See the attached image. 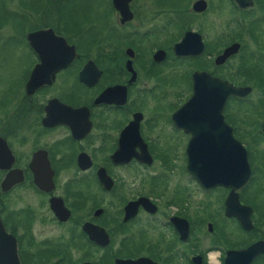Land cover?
Listing matches in <instances>:
<instances>
[{"label":"flooded vegetation","instance_id":"af4514ba","mask_svg":"<svg viewBox=\"0 0 264 264\" xmlns=\"http://www.w3.org/2000/svg\"><path fill=\"white\" fill-rule=\"evenodd\" d=\"M96 4L79 21L78 0H0V221L19 264H223L264 249V0H130L129 19ZM210 12L221 25L207 36ZM186 34L199 52L176 55ZM194 73L248 89L226 97L225 129L201 121L202 139L245 150L250 177L234 193L248 229L224 215L229 187L186 171L176 112ZM196 192L212 197L192 203Z\"/></svg>","mask_w":264,"mask_h":264},{"label":"water","instance_id":"95a60500","mask_svg":"<svg viewBox=\"0 0 264 264\" xmlns=\"http://www.w3.org/2000/svg\"><path fill=\"white\" fill-rule=\"evenodd\" d=\"M130 0H112L114 9L122 18L129 19L127 3ZM203 6V5H202ZM190 34H186L181 42L174 47L176 55L196 54L199 46H195V51L191 50L189 44ZM188 42V43H187ZM185 47V48H184ZM231 53L230 48L216 59L222 61ZM192 95L191 98L176 112V118L182 121L183 118H190V124L180 121L177 126L191 134L186 149L187 173L204 188H211L217 185L230 188V193L225 200L224 215L235 217L243 229L249 228V208L239 204L235 190L246 184L250 177V168L246 160V153L243 147L236 141H230L227 134L219 139H202L208 130L201 122L202 119L217 120L225 129L221 122L220 112L222 105L229 95L243 96L247 93V88H233L225 82L211 78L204 73H194L192 75ZM202 110L208 112V116H202ZM211 114V115H210ZM214 115V117H212ZM208 126V124H207ZM210 126V125H209ZM215 125H213L214 127ZM259 243L242 250L229 251L226 253L223 264H249L258 253L263 252ZM0 264H19L16 256V247L13 237L4 231L0 221Z\"/></svg>","mask_w":264,"mask_h":264},{"label":"rangeland","instance_id":"374dc122","mask_svg":"<svg viewBox=\"0 0 264 264\" xmlns=\"http://www.w3.org/2000/svg\"><path fill=\"white\" fill-rule=\"evenodd\" d=\"M78 4H79V8H78V12H77V16H78V20L79 21H82V18H85V16L84 15H86V12L87 11H89L90 13H91V15L93 16H97L96 15V0H78ZM214 13L213 12H210L209 14H208V18L206 19V23H205V29H204V31L206 32V35L207 36H211L212 35V32L213 31H217V30H219L220 29V25H221V23H217L216 22V18L215 17H213L212 15H213ZM1 70V69H0ZM6 76H5V74L4 75H2V73H0V86L1 85H3L4 84V82L6 81ZM253 176H254V178L255 177H262L263 176V178H264V166H260V165H254L253 166ZM174 178H176V175H175V177ZM254 191V189L253 188H251V186H250V189H248V191H247V196L246 197H251L252 196V193H254L253 192ZM194 194H196L195 195V197L194 198H192V203H196V202H200V201H202V199H204V198H208V197H212L211 195H208V196H205V195H199L197 192L196 193H194ZM209 207V210H211L212 212H214L215 213V211H217V207H216V205L215 204H210V205H208ZM207 208V209H208ZM201 211V210H200ZM200 211H197V207L195 208V204H194V208H192V218L195 216H200L201 218H202V216H204L205 215V212L206 211H202V212H200ZM224 227H226L227 228V230H229L230 229V226H226V225H224ZM202 230L204 231V229L202 228ZM203 232L201 231V237H202V239L205 241H207V240H210L211 239V236H209V235H211V234H205V235H203L202 234ZM213 234V233H212ZM231 242H234V240H232L231 239Z\"/></svg>","mask_w":264,"mask_h":264},{"label":"bare ground","instance_id":"6f19581e","mask_svg":"<svg viewBox=\"0 0 264 264\" xmlns=\"http://www.w3.org/2000/svg\"><path fill=\"white\" fill-rule=\"evenodd\" d=\"M212 261V260H211Z\"/></svg>","mask_w":264,"mask_h":264}]
</instances>
